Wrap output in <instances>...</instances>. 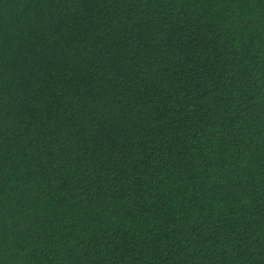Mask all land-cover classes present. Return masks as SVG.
I'll return each mask as SVG.
<instances>
[{
    "label": "trees",
    "instance_id": "16d2710c",
    "mask_svg": "<svg viewBox=\"0 0 264 264\" xmlns=\"http://www.w3.org/2000/svg\"><path fill=\"white\" fill-rule=\"evenodd\" d=\"M0 264H264V0H0Z\"/></svg>",
    "mask_w": 264,
    "mask_h": 264
}]
</instances>
